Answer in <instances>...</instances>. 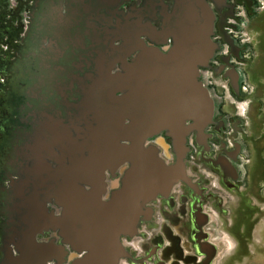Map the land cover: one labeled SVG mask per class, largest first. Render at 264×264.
Returning a JSON list of instances; mask_svg holds the SVG:
<instances>
[{
	"label": "flooded vegetation",
	"instance_id": "af4514ba",
	"mask_svg": "<svg viewBox=\"0 0 264 264\" xmlns=\"http://www.w3.org/2000/svg\"><path fill=\"white\" fill-rule=\"evenodd\" d=\"M106 1L111 8L101 6L99 17L83 18L68 28L74 32L60 33L57 19L68 15L70 1L39 0L36 6V0H14V5L0 0V264H74L88 253L58 225L20 208L25 199L38 198L47 217L62 215L63 206L41 192L40 184L70 163V149L55 144L54 135L52 144H16L18 134H44L50 128L54 134L63 128L69 137L87 135L90 116L77 114L76 107L83 103V88L97 83L91 82V72L100 69L91 43L84 40L102 35L82 30H102L101 23L113 29L119 21L133 24L147 46L163 53L172 46V38L159 32L175 0ZM206 1L214 15L216 48L207 67L198 68V80L214 101L212 122L204 128L205 140H197L195 131L187 135V179L147 204L148 218L137 223L133 236H121L126 255L115 264H264V0ZM35 13L39 57L36 65L26 61L27 90L18 95L9 85L10 66L20 48L28 50ZM109 71L120 72V63ZM145 145L174 163L165 130L148 137ZM128 167L123 162L104 169L103 200L121 187Z\"/></svg>",
	"mask_w": 264,
	"mask_h": 264
},
{
	"label": "water",
	"instance_id": "95a60500",
	"mask_svg": "<svg viewBox=\"0 0 264 264\" xmlns=\"http://www.w3.org/2000/svg\"><path fill=\"white\" fill-rule=\"evenodd\" d=\"M69 1L68 15L57 19L60 33L74 32L76 28L73 31L68 28L83 18L99 17L97 11L101 6L111 8L106 0ZM38 3L36 0V6ZM213 21L214 15L206 0H175L159 32L172 38V46L166 53L139 39L133 24L117 21L113 29H107L110 23H101L102 30H82V33L102 35V39L84 40L91 43L100 69L96 76L91 72V82L97 83L83 88V103L76 107L77 114L90 116L87 135L69 137L63 128L55 134L53 128L44 134L37 130L31 135L18 134L16 144L20 148L52 144L54 135L55 144L70 149V163L53 170L47 178L41 176L40 184L41 192H47L63 206L62 215L47 217L38 198L25 199L20 208H31L32 215L40 220L44 218L47 224L58 225L75 246L88 250L86 257L74 264H115L118 257L126 255L121 236H133L137 223L148 218L147 204L158 194L167 195L178 180L187 179L186 137L195 131L197 140H205L204 128L212 122L214 111L207 87L198 80V68L207 67L216 48L211 39ZM37 28L35 13L28 50L20 48L19 56L10 66L9 85L18 95L27 90L23 85L26 61L29 60L30 66L36 65L39 57ZM103 34L112 36L106 38ZM116 40L120 43L114 44ZM134 51H137L134 58L127 61V56ZM116 62L120 63L121 71L111 73L109 70ZM162 130L171 138L175 154L170 165L158 155L155 146L145 145L148 137ZM123 162H128L129 167L121 187L105 201L102 199L106 186L104 169L112 170Z\"/></svg>",
	"mask_w": 264,
	"mask_h": 264
},
{
	"label": "built area",
	"instance_id": "2783aa9c",
	"mask_svg": "<svg viewBox=\"0 0 264 264\" xmlns=\"http://www.w3.org/2000/svg\"><path fill=\"white\" fill-rule=\"evenodd\" d=\"M9 2H10L12 5H14V0H9Z\"/></svg>",
	"mask_w": 264,
	"mask_h": 264
},
{
	"label": "rangeland",
	"instance_id": "374dc122",
	"mask_svg": "<svg viewBox=\"0 0 264 264\" xmlns=\"http://www.w3.org/2000/svg\"><path fill=\"white\" fill-rule=\"evenodd\" d=\"M205 85H206V83H205ZM211 92H212V90H211ZM213 96H214V98L216 97L215 94H214V92H213Z\"/></svg>",
	"mask_w": 264,
	"mask_h": 264
}]
</instances>
